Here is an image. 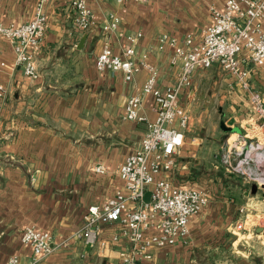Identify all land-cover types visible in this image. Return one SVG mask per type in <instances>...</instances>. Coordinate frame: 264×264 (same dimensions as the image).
<instances>
[{
  "label": "crops",
  "instance_id": "crops-1",
  "mask_svg": "<svg viewBox=\"0 0 264 264\" xmlns=\"http://www.w3.org/2000/svg\"><path fill=\"white\" fill-rule=\"evenodd\" d=\"M74 1L50 0L46 5L47 33L35 56L37 79L16 66L12 45L0 37V86L6 89L0 98V264L13 257L20 264L31 263L33 249L22 242L28 226L54 235L56 250L41 264H121V253L130 244L125 237L114 241L122 230L118 223L102 225L93 247L75 239V234L82 229L89 207L104 205L118 192L126 193L117 168L140 146L147 131L146 123L125 118L126 103L141 93L150 72L142 69L127 82L122 73L99 71L97 56L107 40L114 53L121 55L129 44L127 37L141 34L134 43L133 58L140 61L145 56L156 67L157 86L164 90L178 81L181 65L170 63L173 49L162 46L161 38L183 42L193 36L201 41L212 23L211 8L223 9L227 0H130L124 4L86 0L95 16V26L88 33L75 25ZM37 2L0 0V24L19 26L31 21ZM110 14L118 15L120 23L118 31L108 35L101 26ZM216 71L217 75L224 72L217 64L198 69L192 85L181 93L180 104L191 120L175 166L164 174L175 186L206 190L208 178L195 166L208 160V156L201 159L200 153L211 143L198 130L204 123L202 116L195 115L201 87L214 80ZM232 79L241 89L242 105L231 114L234 125L230 127L235 130L228 132L225 143L236 135L233 142L247 143L245 150L255 144L264 147V119L249 96L256 85L264 98V65L254 68L251 91ZM155 107L154 97L146 96L141 113L149 122L156 119ZM222 121L223 116V131ZM215 158L224 166L221 157ZM98 165L105 168L104 173L96 172ZM219 192L214 197L209 192V204L190 219V242L154 249L150 264H210L229 254L237 243L234 236L250 224L261 205L242 204L225 189ZM248 195V201L254 199L255 194Z\"/></svg>",
  "mask_w": 264,
  "mask_h": 264
},
{
  "label": "built area",
  "instance_id": "built-area-1",
  "mask_svg": "<svg viewBox=\"0 0 264 264\" xmlns=\"http://www.w3.org/2000/svg\"><path fill=\"white\" fill-rule=\"evenodd\" d=\"M49 1L38 0L35 17L27 23L19 26L0 24V37L12 45L16 66L22 67L24 74L32 79L39 77L35 56L47 33L45 9ZM113 1L124 4L130 0ZM73 8L76 27L84 33L92 31L95 16L87 1L75 0ZM211 16L212 23L204 30L199 42L193 36L186 37L183 42L170 36L161 38L162 46L167 44L173 49L170 63L181 65L178 81L164 90L157 86L156 67L149 64L145 56L140 61L133 58L134 43L141 34L127 37L129 44L121 55L114 53L112 43L107 40L97 56L99 71L122 73L127 82L132 81L142 69L150 72L141 93L131 96L126 103L125 118L147 124L140 146L117 168L126 193L118 192L104 205L89 207L82 229L75 234V239L93 247L99 241L102 225L118 223L122 230L120 235L114 236V241L125 237L130 244V249L121 253V264H150L154 249L188 244L190 219L199 215L210 202L208 191L175 186L164 176L172 171L184 146L185 131L191 118L189 111L180 104V96L185 88L192 85L194 73L217 64L245 90L251 91L254 68L264 65V0H227L223 9L212 7ZM119 23V16L110 14L101 28L111 35L118 31ZM5 94V87L0 86V98ZM148 95L154 97L156 104L157 116L153 122L147 121L141 113ZM252 98L264 119V103L260 95L252 94ZM229 144L227 153L221 155L226 170L240 176L245 184H256L258 190H264V147L255 144L245 150L247 143L243 146ZM95 170L105 172L102 165ZM148 192L151 196L146 202ZM261 229L264 232V228ZM22 242L33 249L30 264H41L56 250L54 235L35 226L25 228ZM2 264L20 262L13 257Z\"/></svg>",
  "mask_w": 264,
  "mask_h": 264
},
{
  "label": "rangeland",
  "instance_id": "rangeland-1",
  "mask_svg": "<svg viewBox=\"0 0 264 264\" xmlns=\"http://www.w3.org/2000/svg\"><path fill=\"white\" fill-rule=\"evenodd\" d=\"M213 75H215L214 80L211 79L207 83L204 82L201 87L202 95L200 96L199 109L195 115L197 118L202 116L204 123L202 126H198V130H201L207 136L208 140L206 143H211V145L207 149H202L200 153L201 159L204 156L205 158L208 156V160L197 162L195 169L196 171L204 173L208 178L207 181H204L205 189L212 193L213 197L218 195L220 190L225 189L227 195L231 194V197L239 203H250L251 205L253 203H258L261 206L259 211H252L255 217L250 218L251 225L249 224L246 228H242L240 234L234 236L235 238L238 237L236 239L237 243L234 244V248H231L228 252L229 254L222 259L212 261L210 264H256L257 259L264 264V232L259 235L256 233L257 228H264V190H257L255 196L252 197L254 199L248 201L249 197H251L248 193H252V185L243 186L240 179L228 172L225 166L220 164V162H216L215 158L217 157V160H219L218 158H222L221 155H223V153H227L228 145L225 141L230 133L221 130L220 122L223 116L226 126L230 127L234 125V121L230 117L232 113H235L233 110L238 107V111L242 105L241 101L238 99V91L240 88L234 82L231 75L225 72L217 75L216 71ZM258 90L255 85V89H252L251 92L252 94H256ZM246 92L249 93L248 91ZM205 93H207V95H204ZM249 96L251 97L252 95L249 93ZM260 98L261 102L264 103V98L261 95ZM248 100L247 98V101ZM204 112L206 114H204ZM186 135L187 132L185 133V139ZM236 137V135L232 136L229 145H233V141ZM221 143H225L222 148H220ZM231 153H234V151L232 150ZM233 158L234 155L232 154V159ZM244 189L246 191L242 196ZM218 199H221V197ZM204 262H206L205 264H209L207 261Z\"/></svg>",
  "mask_w": 264,
  "mask_h": 264
},
{
  "label": "water",
  "instance_id": "water-1",
  "mask_svg": "<svg viewBox=\"0 0 264 264\" xmlns=\"http://www.w3.org/2000/svg\"><path fill=\"white\" fill-rule=\"evenodd\" d=\"M85 39H86V37H85ZM85 39H83V41H84ZM221 127H222L223 131L226 132V133H228V132H233V131L235 130V129L231 128V127H227L224 121H222V123H221ZM257 190H258L257 185H256V184H253V185H252V193H253V194H256ZM150 196H151V193L148 192V193L146 194V196H145V201H146V202H149V200H150ZM257 231H258V233H260V232L263 231V229L259 228ZM256 264H262V261H260L259 259H257V260H256Z\"/></svg>",
  "mask_w": 264,
  "mask_h": 264
},
{
  "label": "trees",
  "instance_id": "trees-1",
  "mask_svg": "<svg viewBox=\"0 0 264 264\" xmlns=\"http://www.w3.org/2000/svg\"><path fill=\"white\" fill-rule=\"evenodd\" d=\"M234 175V174H233Z\"/></svg>",
  "mask_w": 264,
  "mask_h": 264
}]
</instances>
